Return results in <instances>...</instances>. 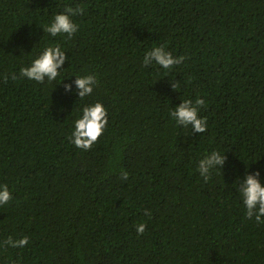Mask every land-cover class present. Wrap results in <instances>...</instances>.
<instances>
[{
    "label": "trees",
    "instance_id": "16d2710c",
    "mask_svg": "<svg viewBox=\"0 0 264 264\" xmlns=\"http://www.w3.org/2000/svg\"><path fill=\"white\" fill-rule=\"evenodd\" d=\"M77 6L72 37L44 32ZM52 44L69 57L57 79L21 75ZM157 45L184 60L145 66ZM88 74L89 96L65 91ZM197 98L202 133L170 115ZM97 101L108 124L84 150L69 136ZM213 150L226 162L205 180ZM257 170L264 182V0H0V264H264V222L232 186Z\"/></svg>",
    "mask_w": 264,
    "mask_h": 264
},
{
    "label": "clouds",
    "instance_id": "9594fccd",
    "mask_svg": "<svg viewBox=\"0 0 264 264\" xmlns=\"http://www.w3.org/2000/svg\"><path fill=\"white\" fill-rule=\"evenodd\" d=\"M83 11L84 9L79 6L75 8L68 7L64 11L54 14L50 22L42 28L44 32H47L52 37L60 34L72 37L79 28L73 17ZM66 60H69L66 51L58 44H52L45 47L27 66L22 67L20 72L21 75L36 82H44L45 80L51 82L60 75ZM183 60V56H175L165 46L157 45L144 54L143 64L148 66L154 63L170 70L174 66L181 64ZM75 77L76 79L73 83L64 85L65 91L72 92L74 84L76 95L79 98L89 96L96 84V77L92 74ZM172 87L175 89L177 85L172 84ZM205 103L206 101L201 98H197L195 101L184 99L170 111V115L178 126H191L192 131L202 133L206 129L207 123L206 119L200 116L199 109ZM107 124V108L102 102L97 101L85 105L73 122V129L69 139L76 147L88 150L102 135ZM225 162V153L213 150L199 160L198 171L205 180H208L214 171L223 168ZM260 175L259 170L255 173L246 171L243 178L236 177L232 186L237 189L246 209L247 217H255L257 222H264V182L261 181ZM123 176L127 178L128 173L124 172ZM11 199L12 193L9 186L0 184V205H6ZM144 228L145 224L143 223L137 225L138 232L142 233ZM7 243L12 247H23L28 243V237L24 236L16 240L9 237Z\"/></svg>",
    "mask_w": 264,
    "mask_h": 264
}]
</instances>
